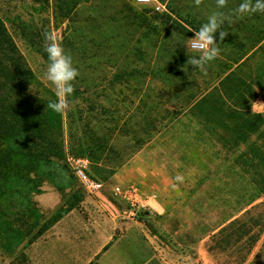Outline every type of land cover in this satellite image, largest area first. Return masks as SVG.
Here are the masks:
<instances>
[{
    "label": "trees",
    "instance_id": "trees-1",
    "mask_svg": "<svg viewBox=\"0 0 264 264\" xmlns=\"http://www.w3.org/2000/svg\"><path fill=\"white\" fill-rule=\"evenodd\" d=\"M30 1L36 6L31 8L33 14L51 12L52 21L57 24L71 21L80 5L79 0ZM123 17L127 26L142 30L144 38H168L170 62H140V67L124 76L126 82L132 81V86L131 82L125 86L121 77L120 85H124L117 92L98 90L95 81L87 83L78 73L68 98L66 122L63 113L47 108L50 100L57 99L55 93L39 81L14 39L15 35L30 50L45 57L44 44L46 36H51V21L38 29L33 20L0 17V245L9 252L32 240H28L30 229L36 227L39 217L33 197L42 193L43 184L57 191L74 186L76 179L65 162L66 143L69 154L89 160L92 178L108 182L155 135L170 125L173 128L181 117L196 120L188 121L184 135L198 130L201 136L225 141L229 149L246 144L240 159L252 172L258 194L264 196V117L251 110L258 94H264V13L258 26L246 35L245 43L230 44L226 62L216 58L206 66L208 81L202 83L203 88L196 76L204 71L187 62L184 44L178 38H185L186 30L172 14L146 16L125 11ZM67 46L72 55L80 51L69 40ZM136 51L141 52L139 48ZM256 52L262 59L253 63ZM82 57L78 58L81 64ZM96 61L89 66L91 70L98 68ZM75 67L82 72L79 66ZM146 79L158 81L163 91L157 87L149 89ZM123 90L129 93L124 94ZM164 93L176 99L174 106H164ZM196 124L198 129L193 128ZM253 135L256 140L250 141ZM186 141L182 144L186 145ZM197 150L190 152L193 155ZM71 208L61 210L59 216ZM252 227L260 224L256 221L247 226L235 218L214 235L226 233V245L230 246L249 236ZM258 238L257 235L252 239L253 243Z\"/></svg>",
    "mask_w": 264,
    "mask_h": 264
},
{
    "label": "rangeland",
    "instance_id": "rangeland-1",
    "mask_svg": "<svg viewBox=\"0 0 264 264\" xmlns=\"http://www.w3.org/2000/svg\"><path fill=\"white\" fill-rule=\"evenodd\" d=\"M156 1L163 6V11L155 13L172 14L186 30L185 38H178L184 44V54L188 59L192 53L188 44L192 41L194 33L207 21V17L217 10L216 0H200L199 5L195 0ZM79 2L80 5L74 10L71 21L62 24L52 21L51 12L33 14L31 8L36 6L30 0H0V17L7 20L20 16L23 20H33L38 29L45 28L47 21H51L48 25L51 27V37L71 55L74 66H79L82 70L78 71L81 77L86 79L87 83L90 80L95 81L99 85L98 90L103 89L105 92L110 89L117 92L128 82H131L132 86V81L126 82L124 76L140 67V62L159 65L170 62L171 53L166 49L168 38L158 41H155L153 36L144 38L143 31L134 26H127L123 17L125 11L146 16L154 12L136 7L134 0ZM241 2L242 0H227L225 8L221 9L228 21L221 24L214 37L221 52L217 57L218 61L226 62V56L231 50L230 44L245 43L246 35L260 22L258 19L261 13H236ZM30 16H33V19ZM7 27L12 31L8 23ZM220 31L226 32L223 40L219 38ZM14 39L39 81L55 93L54 86L44 78L48 63L47 54L43 57L30 50L17 36L14 35ZM68 40L76 48L79 47L81 52L72 55L67 46ZM247 45L253 47L249 43ZM138 48L141 52L136 51ZM81 56L83 64L78 61ZM253 57V63L262 59L261 54L257 52ZM95 61L98 68L91 70L89 66ZM205 75L206 71L196 76L197 83L202 88V83L208 81ZM121 77L125 81L122 85ZM110 80L114 82L111 85L108 84ZM146 82L149 89L157 87L160 92L163 91L158 81ZM123 93L127 92L123 90ZM162 99L165 100L162 103L168 108L176 103V99L169 94L164 93ZM255 100L252 103V112L260 113L264 117V94L259 93ZM66 112L67 110L63 112L64 122ZM189 120L191 123L196 121L195 118L181 117L173 128L170 125L168 129L155 135L123 166L124 170L129 171L122 174V177L118 175L121 168L117 175L115 174L117 177L114 175L108 182L97 178L103 184V192L108 200H112L118 207L121 221H126L129 216V221L133 219L139 229L151 238L152 246L163 264H264V196L258 194V185L252 179V172L240 159L247 149L246 144L229 149L225 141L209 135L201 136L198 130L184 135L183 131L188 130L186 128ZM193 128L198 129L199 126L196 124ZM64 130L66 131V125ZM183 140H188L186 145L182 144ZM253 140H256V135L251 136L250 141ZM257 143H260L258 139ZM190 145L193 146L188 149ZM197 146L200 149L197 150ZM194 150L197 152L192 155L190 151ZM65 152L70 153L67 143ZM132 164L133 167L130 168ZM152 168L163 173V180L156 182L162 190L148 184V179L151 180L148 174ZM128 176L130 181L126 179ZM178 176L182 179L177 180ZM116 188L122 191L135 188L136 192L125 196L122 193L117 194ZM53 189L45 183L41 194ZM57 192L63 194L60 203L62 206L57 210L46 209L40 205L37 201L40 194L33 197L39 217L36 227L30 229L28 240H32L10 252L0 245V264H42L41 258L46 260L48 247L46 231L53 221L60 217L61 210L76 206L83 208L80 202L86 197L93 198L85 193L76 180L72 189ZM156 200L162 202L161 208L157 207ZM235 218L247 226L257 221L260 227H252L249 236L228 246L226 233L220 236L214 234ZM257 235L259 238L253 243L252 239ZM40 254L43 256L40 257Z\"/></svg>",
    "mask_w": 264,
    "mask_h": 264
},
{
    "label": "crops",
    "instance_id": "crops-1",
    "mask_svg": "<svg viewBox=\"0 0 264 264\" xmlns=\"http://www.w3.org/2000/svg\"><path fill=\"white\" fill-rule=\"evenodd\" d=\"M152 169L148 184L162 190L156 182L163 180V173ZM127 171L122 167L119 177ZM126 179L130 181L131 178ZM62 197L63 194L53 189L38 195L37 201L46 209L57 210L62 206ZM151 198L153 196L149 203ZM156 201L157 207L161 208L162 202ZM80 204L83 208H71L48 227L46 260L41 258L42 264H163L151 238L133 219L129 221V216L126 221L120 220L118 207L108 200L103 188Z\"/></svg>",
    "mask_w": 264,
    "mask_h": 264
},
{
    "label": "clouds",
    "instance_id": "clouds-1",
    "mask_svg": "<svg viewBox=\"0 0 264 264\" xmlns=\"http://www.w3.org/2000/svg\"><path fill=\"white\" fill-rule=\"evenodd\" d=\"M195 2L199 5L200 0H195ZM226 2L227 0H216L217 10L207 17V21L199 27L192 38V53L188 56L187 62L202 72L220 53L219 43L214 37L221 24L228 21V17L221 11L225 8ZM236 13L240 15L264 13V0H242ZM225 35V31H220V40H223ZM46 40L45 52L48 63L44 78L54 86L57 98L55 101L50 100L47 103V108L55 113H63L70 107L68 98L74 91L72 82L78 76V70L73 64L71 55L59 42L51 36H46ZM176 179L182 178L178 176Z\"/></svg>",
    "mask_w": 264,
    "mask_h": 264
},
{
    "label": "built area",
    "instance_id": "built-area-1",
    "mask_svg": "<svg viewBox=\"0 0 264 264\" xmlns=\"http://www.w3.org/2000/svg\"><path fill=\"white\" fill-rule=\"evenodd\" d=\"M136 7L143 9L145 11L151 12H162L163 6L159 4L156 0H134ZM192 41L189 42L188 47L190 51ZM65 162L68 168L71 171V174L74 176L80 187L87 193L89 196H93L103 188V184L90 176L89 166L90 162L85 157H76L69 153L65 155ZM115 191L117 194L122 193L125 196H131L136 192L134 188H127L125 191H122L120 188H116Z\"/></svg>",
    "mask_w": 264,
    "mask_h": 264
}]
</instances>
